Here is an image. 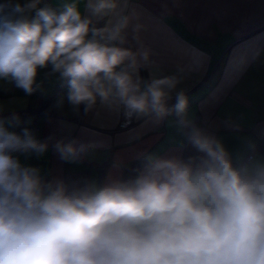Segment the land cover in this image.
Returning <instances> with one entry per match:
<instances>
[{"label":"clouds","instance_id":"clouds-1","mask_svg":"<svg viewBox=\"0 0 264 264\" xmlns=\"http://www.w3.org/2000/svg\"><path fill=\"white\" fill-rule=\"evenodd\" d=\"M41 2L0 3V79L31 95L38 69L51 64L68 79L72 106L88 112L99 100L155 123L174 116L199 155H147L132 178L109 174L69 186L22 166L12 153L43 154L48 144L28 128L10 131L18 115L0 118V264H264V156L234 160L194 124L183 90L169 107L177 75L139 76L155 53L140 40L143 25L133 23L139 14L129 0H85L87 15L81 0ZM129 28L135 51L123 47ZM54 147L66 161L84 151Z\"/></svg>","mask_w":264,"mask_h":264},{"label":"crops","instance_id":"crops-1","mask_svg":"<svg viewBox=\"0 0 264 264\" xmlns=\"http://www.w3.org/2000/svg\"><path fill=\"white\" fill-rule=\"evenodd\" d=\"M60 3L42 0L38 8ZM129 5V11L134 8L139 14L133 23L143 25L141 42L155 53L154 63L142 66L139 76L148 81L177 75L181 82L171 93L169 107L183 90L189 117L219 139L234 160L256 153L253 145L264 139V0H129ZM79 9L87 15L85 0ZM28 16L35 18V11ZM131 35L129 28V43L123 47L135 51L138 45ZM34 88L29 95L11 78L0 79V118L18 115L21 123L10 131L22 134L28 128L37 140L47 142L43 154L14 152L22 166L39 169L45 180L64 181L66 171L85 169L88 181L102 182L109 174L128 179L137 174L145 156L183 158L189 145L174 116L155 123L128 119L122 108H109L99 100L88 112L84 105L72 106L68 79L53 73L51 64L38 69ZM35 118L41 122L38 130L32 128ZM121 119L129 120L128 126L120 128ZM57 142L83 146L84 151L66 161L55 150Z\"/></svg>","mask_w":264,"mask_h":264},{"label":"trees","instance_id":"trees-1","mask_svg":"<svg viewBox=\"0 0 264 264\" xmlns=\"http://www.w3.org/2000/svg\"><path fill=\"white\" fill-rule=\"evenodd\" d=\"M100 27V26H98ZM252 150L258 152H264V139L259 140L252 147ZM199 154L190 145H186L183 158L198 156ZM140 161V160H139ZM64 182L69 185H79L82 186L84 183L88 182L87 169L77 170V171H66L64 173Z\"/></svg>","mask_w":264,"mask_h":264},{"label":"built area","instance_id":"built-area-1","mask_svg":"<svg viewBox=\"0 0 264 264\" xmlns=\"http://www.w3.org/2000/svg\"><path fill=\"white\" fill-rule=\"evenodd\" d=\"M25 113H26L25 111L22 112L23 115H24ZM129 123H130L129 120L121 119V120L119 121V127H120V128H125L126 126H128ZM194 124H196V123L194 122ZM40 126H41L40 119H39V118H35V119L33 120V122H32V128H33L34 130H38V129L40 128ZM250 154H251V153H250ZM12 155L15 157V153H12Z\"/></svg>","mask_w":264,"mask_h":264},{"label":"rangeland","instance_id":"rangeland-1","mask_svg":"<svg viewBox=\"0 0 264 264\" xmlns=\"http://www.w3.org/2000/svg\"><path fill=\"white\" fill-rule=\"evenodd\" d=\"M257 154H261L260 152L256 151Z\"/></svg>","mask_w":264,"mask_h":264}]
</instances>
